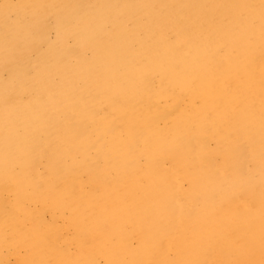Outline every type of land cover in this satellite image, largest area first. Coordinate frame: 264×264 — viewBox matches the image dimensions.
Listing matches in <instances>:
<instances>
[{
  "label": "bare ground",
  "instance_id": "6f19581e",
  "mask_svg": "<svg viewBox=\"0 0 264 264\" xmlns=\"http://www.w3.org/2000/svg\"><path fill=\"white\" fill-rule=\"evenodd\" d=\"M43 3L45 2L43 1ZM70 3L71 4L69 6L67 5V12H71L73 14L80 11L78 2L76 0H72ZM59 4L61 3H58V5ZM36 5L39 6V4ZM98 5L101 8V15L99 16L101 25L99 23L94 22L89 23L91 30L88 31L85 35V37L87 36L88 44H85L83 47L88 49L93 55H96L97 60L94 59L95 61H92L86 58H78V60H75V62L73 61V65H75L76 67H81V70L83 67H85L84 70L86 69V71L83 72V74L86 73L87 76H91L93 73L98 75V77H101L103 81H105V83L102 82L104 83L102 86L103 88L107 89L108 92L111 91H109V89H111V84L109 85L106 81L110 77H117L121 79L122 82H129L136 86H139L142 89L141 97L149 99V96L153 95L155 102L161 103L162 107L158 110V112H155L152 109V105L149 100H144L143 98L135 100L133 95H135L136 92L133 89L130 90V93L127 91L129 93L128 95H125V91H118L119 94L118 92H115V94L112 95L119 102H121L120 104H122L123 107V120L121 121L120 119V121L118 122V129L121 130L124 134H126L124 135L126 136V138L130 137L133 142V147H131L132 149L130 150L131 152L126 153L123 158L120 159V161H118V157V162H116L115 158H113L112 155L111 157L114 160L109 162L112 176L109 178L110 183L107 187H116V189L117 187H119L120 190H122L124 193L127 192L130 195L129 196L127 194L129 198H127L126 201L123 198L120 201L119 199H117L118 201H116V198L118 197H114V200L119 203V206H117L118 208L115 207L114 209H118V211L121 212L123 216L122 219L124 220H121L117 223L116 230L118 232H122V225L124 224V222H127L132 226V231L135 233L136 231H139L141 229V226H143L140 222L142 220L144 221V226H147L143 229L140 239L144 240L145 242L147 238L154 237V241L160 244L159 248H161L162 250L164 247H166V245L169 244L175 245L177 249L179 247L178 251L182 254L185 263L188 262L193 256H197V259H200L201 257L205 258L204 263L209 262V264H212V254H215L217 256H233L234 258L231 264H264V258L261 263H258L259 256L257 255L262 251H258L259 253L256 255V261L254 260L255 252H253V248H256V245H258L255 244V237H262V243L264 242V171H256L257 168L255 166L257 164H254L253 171L251 172L252 176L249 178H245L243 176V173L239 169L241 165L237 163L238 160H240L241 158L240 156L238 157L237 153L239 151V148L241 147L242 142H249V145L251 146V149L248 148L249 152L251 150L250 157L254 159V162L261 161V167H264V0H98ZM30 9L28 8V11ZM147 11L152 12L153 14L150 15L146 13ZM48 12L46 13L48 14ZM60 12L62 14V11ZM33 13L34 10L30 13V15ZM40 14L38 15L41 19L42 17ZM66 15L67 14H65V16ZM171 18H176V21H174L172 24L171 22H169ZM36 21L39 23L38 20ZM28 23L31 24V22ZM156 26H159V29H155ZM6 27L8 26L6 25ZM32 29L33 28H31V30ZM13 30L15 32V29ZM10 32H12V28ZM38 32L40 31H36V33ZM36 33L34 32V34ZM18 40L19 39H15L14 41ZM77 43L78 42H76L75 44L77 45ZM68 56H66L67 59ZM52 62L57 63L55 61ZM58 63L61 68L67 67V65H64V61H59ZM79 73L80 72H78V74ZM73 74H75V72ZM82 76L83 75H81L80 78ZM58 77L59 75L56 78ZM153 79H156L158 82H162L165 80L168 81H165L167 83L166 85H160V88L156 92H154V94H150L152 92L151 88L153 85ZM80 80L82 81V79ZM96 85L98 84L96 83ZM70 86L72 87L71 84ZM120 88H122V86ZM230 92H232V96L229 95L231 94ZM119 97H126L127 102H123ZM105 98H107V95ZM110 99L112 100V97ZM101 100L102 99L100 98V101ZM68 103L69 102H67L66 104ZM37 106H39V104ZM255 106L258 108V110H255ZM79 107L82 111V103ZM186 107H189V112H186ZM77 110H79L78 107ZM175 111H178L179 113L175 115ZM84 113H87V111H84ZM151 120L155 122L154 125L150 123ZM77 121L78 120H76L75 123H77ZM68 122L71 121L69 120ZM159 123H161V126H159ZM75 128H77L76 125L74 129ZM7 131L5 133H7ZM38 131L40 132V130ZM96 131L98 132L100 131V129ZM24 132L25 131H23V133ZM113 133V137L115 133L117 135V132ZM44 134L47 135L46 133ZM11 135L12 134H10V136ZM100 135L101 138H105L103 132L100 133ZM102 135L104 137H102ZM85 137L87 136H84L85 141H87ZM88 137L90 136L88 135ZM123 137L120 138L119 136H115L114 138H110L109 147L113 148V150L115 148L117 149V147L121 145L122 147H124L126 139ZM208 139H211L210 144H208ZM24 140L26 139L24 138ZM37 140L41 141V139ZM90 140L92 141V139ZM74 142H78V140H74ZM85 145L87 147V144ZM209 145H212L210 146L211 148H209ZM59 148L58 150H60ZM120 148L121 147H119V149ZM6 151L8 150L6 149ZM64 151L66 152V154L69 153V147L64 146ZM170 151L173 152L172 155L170 154ZM204 154L205 156L206 154H210L214 158H219V161L215 159L214 162L212 161V164H210L211 162L208 164L209 160L206 161L207 163L205 162V160L207 159L204 158ZM242 154L243 153H241V155ZM7 155L8 154L6 153L5 156ZM66 156L68 157L69 155ZM81 156L80 158H82ZM91 158L94 159V157ZM156 158H158L161 166H163L166 162H168V165H170V176L172 180V184L170 186L162 185L163 180L165 178L164 176L158 174V177L156 178L152 174V163L155 161ZM72 159H74V157ZM23 160L22 163L25 162H23ZM10 162L11 164L12 162L14 163V161L12 160ZM86 164L88 165V162ZM18 165L17 168L19 167ZM59 165L58 169L60 167ZM67 167L68 166L66 165V168ZM71 167L73 166L71 165ZM71 170L72 169L68 171ZM74 170L72 171L75 172ZM75 175L77 176V172ZM185 177L188 179V184H186L188 185L187 187H189V192L185 191L182 199L184 201L189 200L191 202H197L194 204L198 205V211L194 210L193 208L191 210L184 209L183 205L177 203L174 198L175 196H177L176 192H179V183L182 181L186 182ZM17 178L18 177H16V180H18ZM85 178L87 179L88 177ZM85 178L83 179L85 180ZM9 179L10 177L8 178V180ZM66 179L68 178L66 177ZM74 179H76V177ZM106 179L108 180V177ZM8 180L7 184H9ZM101 183H103V181ZM54 184L55 182L53 183V185ZM103 184L105 185V183ZM80 185L81 186L78 185L77 187L75 197V199L77 198L78 201L75 202L79 203L77 207L80 208V210H83L84 213L85 210L90 209L85 202L86 200H83V197H85L86 195H88L89 198H92V205L94 206L95 204L94 207L100 211L102 210L103 212H107L110 208L109 206L113 205L111 204V201L109 202V200H107L105 196H100L97 192L96 193L100 197L96 196L97 194L94 195V193L92 194L88 192V190V194H86L87 192L85 193L83 189L84 187H82V185H86V182L85 184L82 183ZM220 185H236L237 187L235 188L234 193L226 194L232 195L231 197L233 198L230 200V202L223 204V208L221 210H213L211 195L214 193V189ZM22 186L25 187V185ZM87 186H89L88 183ZM46 187L48 188L49 185ZM55 187L56 186H54V189H57ZM116 189L114 190V192H117ZM111 193L113 192L111 191ZM111 193L108 195L104 193V195L109 197L110 195H112ZM117 193L119 194V192ZM46 196L47 195H45V197ZM223 196L221 195L217 197L215 202L217 203L219 198ZM34 199L38 201L40 199L41 201H43L41 198ZM156 199L161 200L163 204L160 206L153 204L152 200ZM68 205L63 204L61 208L68 209V207H70ZM57 207H60V204ZM149 208L153 209L156 213V216L161 220V226L159 229H153V227L148 223L147 212ZM51 210H53V208ZM69 210L73 217L76 218L75 220L78 219L77 227H80L81 222L79 223V220L81 219L80 217L82 214L77 215L79 212L76 213V211H74L76 210V208H74V210L73 208H69ZM242 213L247 214L248 217L243 218L241 216ZM101 214L104 215V213ZM85 216L86 223L82 224L81 227H84V225L87 224V221L89 224V219L92 217V214L90 213L88 214V216L86 214ZM97 220L93 222H96ZM222 221L224 225L228 222L227 226L229 227L232 233V239H229V237L225 238L218 235V228L221 227ZM72 225L74 226L73 223ZM69 226L73 227L71 226V224H69ZM106 227H108V225ZM40 229L42 228L40 227ZM84 229L85 227L82 230L84 231ZM88 229L89 228H87V230ZM71 230L75 231L76 229L71 228ZM44 232L42 234H44ZM79 234L80 231L78 230L77 235ZM22 235L24 236V234ZM50 235H48L49 238H51ZM75 237L77 236L75 235ZM88 238H86L85 241H87V239L91 240L90 237ZM45 239L47 240V238ZM72 239L75 240L74 238ZM77 240L79 242L82 241V239H76V242L74 243L75 246L77 245ZM39 242L40 240L38 241V243ZM44 244L47 243L45 242ZM53 244L55 243L53 242ZM260 245L261 244H259L258 246ZM100 246L103 247L102 245ZM97 250L99 251V249ZM78 252L79 251H77V254ZM53 253L54 252H52V254ZM124 253L126 252L124 251ZM132 258H135V256ZM196 261L198 262V260ZM91 263L95 264L93 263V260Z\"/></svg>",
  "mask_w": 264,
  "mask_h": 264
},
{
  "label": "rangeland",
  "instance_id": "374dc122",
  "mask_svg": "<svg viewBox=\"0 0 264 264\" xmlns=\"http://www.w3.org/2000/svg\"><path fill=\"white\" fill-rule=\"evenodd\" d=\"M43 1L45 3H43ZM47 1L48 0H0V144H1L0 145V264H51L52 261H54L52 262V264H59V263L60 264H64V263L65 264H68V263L69 264H92L91 263L92 260H93V263L95 264H121V263L126 264L128 262H129L128 264L130 263L131 264H197V263L198 264H209V262L204 263L205 258L201 257L200 259L202 260H200V259H197V256H193L188 262L185 263V260L182 254L179 253L178 251L179 247L177 249L175 245L169 244V245H166V247H164L162 250L161 248H159L160 244L154 241V237L147 238L146 241L144 242V240L140 238H141L143 229L146 228L147 225L144 226V221L142 220L140 222L143 226H141L140 227L141 229L139 231H136L135 233L132 231L133 229L132 226L127 222H124V224L122 225V228H123L122 232H118L116 230L117 223L121 220L124 221L122 219L123 216L121 212H119L118 209H114L115 207L118 208L117 206H119V203L116 201H118L117 199H119L120 201L122 198L125 199L126 201V199L129 198L130 195L127 192L124 193L122 190H120L119 187H117V189L116 187L114 188L109 187L110 189L107 187L109 186V183H110L109 178L112 176L111 175L112 172L110 171L109 162L114 160L113 158H115L116 162H118L120 161L121 158H123V156L126 153L131 152L130 150L132 149L131 147H133L132 146L133 142H132V139H130V137L126 138V136H124L126 134H124L121 130L118 129V126H117L118 122L120 121V119L121 121L123 120L122 119L123 107H122V104H120L121 102H119L112 95H114L115 92H118V91L120 92L125 91V95H128L130 93V90L133 89L136 92V94L133 95L134 99L137 100L139 98H143L144 100H149L152 105V109L155 112H158V110L162 108L161 103L155 102L153 95L149 96V99L141 97L142 89L139 86H136L129 82H122V80L117 77H110L106 81L109 85L111 84V89H109V91L110 90L111 91L108 92L107 89L103 88L102 86L105 83V81H103L101 77H98V75L93 74V73L91 76H87L86 73L83 74V72L86 71V69L84 70L85 67H83L81 70L80 69L81 67H78V66L76 67L75 65H73L75 60H78V58H86L92 61H95L94 59L97 60L96 55H93L88 49L83 48V47L85 44H88V39H87V36L85 37V35L88 31L91 30L89 23L94 22V23H99L101 25V21L99 17L101 15V11H100L101 8L98 5V0H79V1L76 0L78 2L80 11H78L77 13H73V14L71 12H67V7L71 4L70 2L72 0H64L65 2L63 0H60V1L59 0H49L48 2ZM58 3H61V4L58 5ZM36 4H39V6ZM48 6H50L51 8ZM28 8L29 9L31 8V9L28 11ZM33 10H34V13L30 15V13L33 12ZM58 10L59 12L62 11V14L61 12L59 13ZM46 12H48V14L49 13L51 14L48 15ZM64 13L67 15L65 16ZM146 13L150 15L153 14L152 12H149V11H147ZM38 14L41 15L42 17L41 19ZM32 15H33V18H32ZM36 20H38L39 23ZM78 20L80 23L78 22ZM174 21H176V18H171L169 22H171L172 24ZM28 22H31V24ZM83 22H86V23H83ZM6 25L8 27H6ZM11 28H12V32H10ZM31 28L33 29L31 30ZM13 29H15V32ZM155 29H159V26H156ZM24 30L27 31L28 33L25 32ZM23 31H24V34H23ZM33 31L35 33L36 31H40V32L34 34ZM12 35H15V36H12ZM24 35L26 38L24 37ZM15 39H19V40L14 41ZM76 42H78L77 45L75 44ZM66 56H68V59L66 58ZM52 61H55L57 63L59 61L60 62L64 61L65 63L64 65H67V67L61 68L59 63L57 65V63H54ZM67 62L68 63L70 62V63L68 64ZM57 67L59 68V70ZM74 72L75 74H73ZM78 72H80L81 75H83L81 78H80L81 75L80 73L78 74ZM58 75L59 77L56 78ZM95 77L97 78V80ZM78 78L82 79V81ZM155 80L153 79L152 81L153 83L152 88H151L152 92L150 94H154V92H156L160 88V85L164 86L167 84L166 82L168 81V80H165L166 82L165 81L158 82L157 80L156 81ZM96 83L98 85H96ZM70 84L72 85V87L70 86ZM99 84L101 87L99 86ZM121 86L122 88H120ZM49 92L50 94L52 92V94L50 95ZM230 93L231 94L229 95L232 96V92ZM106 95H107V98H105ZM111 97H112V100L110 99ZM100 98L102 99L101 101H100ZM119 98L123 102H127L126 97L125 98L119 97ZM42 100L43 101L45 100V101L43 102ZM66 101L69 103L66 104L67 103ZM79 102L82 103L83 113L81 111V108L79 107L81 106V103ZM38 104L40 107L37 106ZM87 105H90V106H87ZM77 107L79 110H77ZM90 108H93V109H90ZM254 108L255 110H258L256 106ZM185 109H186V112L190 111L189 107H186ZM84 111L85 112L87 111V113H84ZM110 113H111V116H110ZM178 113H179L178 111L174 112L175 115ZM75 119L78 120L77 123H75L76 121ZM69 120L71 122H68ZM150 123L153 125L155 124L153 120H151ZM51 125L54 127H52ZM75 125L77 126V128H75L76 130L74 129ZM21 126L24 128V130ZM159 126H161V123H159ZM60 127L62 128V130ZM98 127L100 131L97 132L96 130H99ZM37 129L40 130L41 133ZM7 130L8 131L11 130V131L8 132ZM47 130H51V131H47ZM6 131L7 133H5ZM23 131L25 132L23 133ZM73 132L76 133L77 135L74 134ZM102 132H103V135L105 136L104 139L101 138V135H100V133ZM113 132H117V135L115 133L114 137L119 136L120 138H122L124 136L123 138L126 139L124 143L125 144L124 147H122L121 145V146H118L117 149L115 148L114 150L113 148L109 147V141H110L109 139L114 138ZM44 133H46L47 135H45ZM10 134L12 135L10 136ZM88 135L90 137H88ZM103 135L102 137H104ZM84 136H87L85 137L87 141H85ZM93 136H94V139H93ZM24 138L26 140H24ZM88 138L92 139V141ZM37 139H41V141L40 140L38 141ZM74 140L75 141L78 140V142H74ZM79 140H82V141H79ZM208 140H209L208 144H210L211 139H208ZM13 141H14V144H13ZM84 143L87 144V147ZM64 146L69 147V153L66 154V152L64 151ZM210 146L212 145H209V148H211ZM119 147L121 148L119 149ZM58 148L60 150H58ZM248 148L251 149L249 142L247 143L242 142L241 147L239 148V151L237 153L238 157L239 156L241 157L237 163L241 165L239 169L241 170L245 178H249L252 176L251 172L253 171L254 164H257L255 166L257 168L256 171H261V170L264 171V167L263 166H262L263 168L261 167L262 162L261 161L254 162V159L250 157L251 150L249 152ZM6 149L8 151H6ZM6 153L8 154L7 156H5ZM241 153H243L242 154L243 156L241 155ZM170 154L172 155L173 152L170 151ZM66 155H69V156L67 157ZM112 155H113V158L111 157ZM209 155L210 154H206L205 156L204 154V158L207 159L205 160V162L209 160L208 164L210 162H211L210 164H212L215 161V159L219 161V158L218 159L214 158L212 155H210L211 156L210 158ZM72 156L74 157L75 160L72 159L73 158ZM80 156L82 158H80ZM91 157H94V159ZM9 159L14 161V163L12 162L11 164L10 162L11 160ZM22 160L23 162L24 161L25 162L22 163ZM70 162L73 163L74 165L71 164ZM87 162H88V165L86 164ZM77 164H78V167H77ZM17 165L19 166L18 168H17ZM58 165L60 166L59 169H58ZM66 165L68 166L67 168H66ZM71 165L73 167H71ZM12 167L13 169L14 168L15 169L13 170ZM70 169L72 170L75 169L74 170L75 172H73L72 170L68 171ZM170 169L171 167L170 165H168V162L164 163V165L161 166L158 158H156L155 161L152 163V174L154 175V177L157 178L158 174L165 177L163 180V184H162L163 186H170L172 184V180L170 176ZM76 172H77V176L75 175ZM52 173L54 174L55 177L53 176ZM9 177L10 179L8 180ZM16 177H18L17 179L19 180V182L18 180H16ZM66 177L68 179H66ZM75 177L76 179H74ZM82 177L83 178L88 177V178L87 179L85 178L84 180ZM107 177H108V180L106 179ZM7 180L9 181V184H7L8 183ZM185 180L186 182L182 181L179 183L180 185L178 188L179 192H176L177 196H175L174 198L177 203H180L183 205L184 209L191 210L193 208L194 210L198 211V205L194 204L197 202H191L189 200L184 201L182 199L185 191L189 192V189H188L189 187H187L188 179L185 177ZM56 181H59V182H56ZM102 181L103 183H105V185L101 183ZM54 182L55 184L53 185ZM85 182H86V185L84 186L82 185V187H84L83 189L85 193L87 192V190L88 192L92 194L94 193V195L99 193L100 196H105L107 200H109V202L111 201V204L113 205L109 204L111 206H109L110 208L107 212H103L102 210L100 211L97 208H95L94 207L95 204L94 206L92 205V201H91L92 198L91 197L89 198L88 195L83 197V200L84 201L86 200L85 202L87 206H89L90 209L85 210V213H84L83 210H80V208L77 207L79 204L78 202L77 203L75 202V201H78L77 198L75 199L77 187L78 185L81 186L80 184L82 183L85 184ZM87 183L89 184V186H87ZM11 184L13 187L11 186ZM22 185H25V187H23ZM48 185L49 187L47 188L46 186ZM92 185L94 186L95 189L93 188ZM54 186H56L55 188L57 189H54ZM236 187H237L236 185L235 186L220 185L216 187L214 189V193L211 195L212 196V199H211L212 209L221 210L223 208V204L230 202V200L233 197H231L232 195H226V194L234 193ZM115 189L117 190V192H119V194L116 191L114 192ZM109 190H111L113 193H111V191ZM88 192L86 194H88ZM104 193L106 195L111 193L112 195L107 197L106 195H104ZM45 195L47 196L45 197ZM99 195L97 194L96 196H99ZM221 195L222 196L225 195V196L219 198V200L216 203L215 201L217 197ZM53 196H56V197H53ZM115 196H117L118 198H116ZM114 197L116 198V201L114 200ZM34 198H41L43 201H41L40 199L38 201ZM49 199L51 201L53 199L54 200L51 202ZM34 202H35V205H34ZM63 202H66V203H63ZM115 202L118 204H116ZM47 203L48 204L51 203V204L48 205ZM152 203L157 206H160L163 204L161 200H157V199L152 200ZM59 204H60V207H57ZM63 204L65 205L69 204L68 206L70 207H68V209H62L61 207ZM50 208L51 209L53 208V210H51ZM69 208H73V210L74 208H76V210L74 211H76V213L79 212L77 215L82 214L81 217L79 216L81 218L79 220V223L81 222L80 227H77L78 219L75 220L76 218L73 217ZM90 213L92 214L93 219L91 217L89 219L90 220L89 224L87 221V224L84 225L85 227L84 229L85 232H84L82 230L84 227H81V226L82 224L86 223L85 215L87 214L88 216V214ZM101 213H104V215ZM147 214H148V223L153 227V229H159L161 226V220L156 216L155 211L149 208ZM241 216L243 218L248 217V215L245 213H242ZM95 220L97 221L93 222ZM70 222H72L75 227ZM69 224H71V226L73 227H70ZM96 224L97 225L99 224V225L97 226ZM107 225L108 227H106ZM227 225H228V222L224 225L222 221L221 227L218 228L219 229L218 235L221 237H225V238L229 237V239H232L233 237L232 233ZM40 227L42 229H40ZM71 228L72 229L75 228L76 230L73 231L71 230ZM78 228H81V229H78ZM87 228L89 229L87 230ZM78 230L80 231L79 235H77ZM44 231H46L48 235L51 234L50 235L51 238H49L47 233ZM43 232L44 234H42ZM22 234H24V236ZM82 234L83 236L85 235L84 236L85 238L82 236ZM75 235L77 237H75ZM88 237H90L91 240H88L89 239ZM263 237H264V234H263ZM45 238H47V240ZM72 238H74L75 240H73ZM86 238H88L87 241H85ZM255 238H256L255 244H258V245L261 244V245L260 246L256 245V248H253V252H255L254 260L256 261V257L259 256L258 263L259 262L261 263L264 258V242L262 243L263 241L262 237L257 236ZM76 239H79V240L82 239L83 242L82 241L79 242L77 240L78 242H77V245L75 246L74 243L76 242ZM39 240L40 242L38 243ZM44 241L47 244H44L45 243ZM49 241L51 242V245ZM53 242L55 244H53ZM100 245H102L103 247H101ZM96 246H97V249H99V251L96 249ZM94 247L96 250L94 249ZM78 249H80L81 251L84 250L83 251L84 253ZM77 251H79L80 253L78 252L77 254ZM124 251L126 253H124ZM258 251L259 252L262 251V252L259 253ZM52 252H54L53 253L54 255L52 254ZM53 256H54V259H53ZM121 256H124V257H121ZM134 256L135 258H132ZM233 258L234 257L231 255L217 256L215 254H212V264H231L233 261ZM78 259L80 260V262ZM128 260H131V261H128ZM196 260H198V262Z\"/></svg>",
  "mask_w": 264,
  "mask_h": 264
}]
</instances>
